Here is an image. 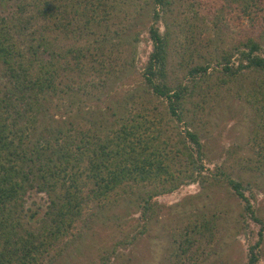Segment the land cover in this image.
I'll use <instances>...</instances> for the list:
<instances>
[{
	"label": "trees",
	"instance_id": "obj_1",
	"mask_svg": "<svg viewBox=\"0 0 264 264\" xmlns=\"http://www.w3.org/2000/svg\"><path fill=\"white\" fill-rule=\"evenodd\" d=\"M178 1L13 0L11 12L0 10V264H49L86 206L120 189H137L134 202L143 201L148 223L162 207L153 196L209 178L193 123L202 105L234 84L237 97L255 109L264 105V0H226L256 33L214 52L207 39L189 58L167 18ZM144 30L150 50L138 69ZM212 62L219 75L210 92ZM125 81L131 87L113 99ZM89 100L98 103L85 108ZM65 101L76 115L61 114ZM222 176L215 183L229 185L246 202L245 216L262 223L243 183ZM143 184L151 190L139 191ZM32 189L48 197L42 217L26 207ZM215 218L200 211L171 233L174 264L207 257ZM263 228L248 245L246 264H259Z\"/></svg>",
	"mask_w": 264,
	"mask_h": 264
},
{
	"label": "rangeland",
	"instance_id": "obj_2",
	"mask_svg": "<svg viewBox=\"0 0 264 264\" xmlns=\"http://www.w3.org/2000/svg\"><path fill=\"white\" fill-rule=\"evenodd\" d=\"M225 6L226 0H179L176 3L167 18L174 26L179 46L186 43L189 47L185 51L188 52L187 58L190 50L196 46L201 48L207 39L213 40L210 50L214 52L215 46L230 47L256 33L248 17H239L233 9ZM0 10L9 13L13 6L3 2ZM191 24L195 28L192 33ZM145 37L144 30L139 44L140 57L136 62L138 69L146 62L150 50ZM192 37L195 40L189 43ZM176 49V45H172L173 65L170 67H174L178 60L174 56L178 52ZM213 67H216L214 62L208 69V84L205 85L210 92L217 89L215 81L219 75ZM124 83L113 99L124 97L125 89L131 87L132 82ZM236 88L234 84L222 89L223 95L217 100H208L194 118V130L200 137L204 153V177H209L212 183L209 178L206 181L200 179L182 184L173 192L153 196L152 201L162 207L148 223L141 217L143 208L139 202L143 201L134 202L136 188L133 194L120 189L105 200L90 203L84 209L82 219L63 240L62 253L49 264H174L171 233L184 226L187 220H194L200 211L214 214L217 224L214 238L206 248L209 253L206 258L202 254L198 263L246 264L248 245L259 238L258 230L260 225H264V108L258 110L260 103L255 109L237 97ZM195 98L197 101L201 99L199 95ZM89 101L91 103L85 108H94L98 103ZM66 102L64 106L60 103L61 114L76 115V106L66 105ZM101 103L106 106V102ZM50 113L60 118V113L54 108ZM79 123L89 125L84 120ZM179 128L184 129V126L180 124ZM224 173L243 183L244 193L262 223L245 216L246 202L234 196L229 185L215 183L216 178L224 179ZM138 190H151V184H143ZM25 204L32 211L38 210L36 217H42L48 197L44 192L32 189L27 192ZM261 246L259 264H264V228Z\"/></svg>",
	"mask_w": 264,
	"mask_h": 264
},
{
	"label": "flooded vegetation",
	"instance_id": "obj_3",
	"mask_svg": "<svg viewBox=\"0 0 264 264\" xmlns=\"http://www.w3.org/2000/svg\"><path fill=\"white\" fill-rule=\"evenodd\" d=\"M12 0H0V8L3 5V2L11 4Z\"/></svg>",
	"mask_w": 264,
	"mask_h": 264
}]
</instances>
